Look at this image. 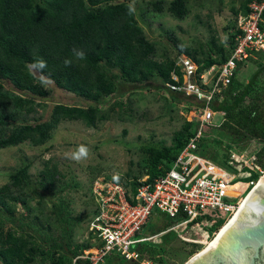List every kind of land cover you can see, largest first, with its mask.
Segmentation results:
<instances>
[{
  "label": "trees",
  "instance_id": "1",
  "mask_svg": "<svg viewBox=\"0 0 264 264\" xmlns=\"http://www.w3.org/2000/svg\"><path fill=\"white\" fill-rule=\"evenodd\" d=\"M132 1L0 0V149L27 141L36 146L45 144L52 130L67 119L80 120L92 128L115 116L127 119L131 114L127 117L124 114L131 100L129 96L126 101L122 97L135 90L156 88L166 92L164 98L172 106L184 104L203 108L208 104L213 111L224 112L220 124L203 125L196 140L195 151L199 155L217 160L219 165L236 172L244 171L249 169L244 162L230 163L231 150L255 138L261 143L255 163L264 171V51H249L247 60L254 62L256 69L248 80L238 77L245 60L238 61L231 82L207 103L168 85L183 83L184 75L177 59L182 54L192 58L199 66L198 75L212 65L224 63L234 51L236 36L241 31L237 20L232 24L234 30L230 32L228 50L218 46L216 52H202L199 56L196 49L175 41L176 56L158 59L156 44L146 35ZM252 1L240 0L239 8H234L236 14H249ZM154 6L159 10L163 8L161 1ZM167 9L180 19L189 13L187 0H172ZM260 26L264 30V11ZM74 49L83 51L84 58L77 59ZM66 59L72 61L69 66L64 64ZM40 60L47 65L42 73L37 71L40 75L90 102L86 105L56 103L48 120L30 123L28 115L36 112L39 106L45 107L49 95L36 70L29 68L34 61ZM7 83L10 88L6 87ZM200 126V120L185 119L173 136V144L146 148L143 170L132 180L115 181L130 185L136 192L143 175H149L152 180L159 171L172 165ZM219 150L223 151L221 160ZM40 173V179L35 180L27 166L21 167L10 174V183L0 187V264H90L85 258L74 262L77 256L91 251L93 245L91 242L75 244L77 218L60 196L62 190L56 188L64 174L51 160L45 161ZM262 173L252 170L250 177L238 181L259 180ZM34 199L40 203L53 199L51 210L43 218L32 214L29 202ZM18 205L23 206L25 213L18 212ZM164 214L155 209L141 234L150 236L169 227L172 223L160 221ZM227 218L226 215L218 217L210 233L216 232ZM204 219L208 221L214 217L204 216ZM172 235L164 234L163 240L167 241ZM197 248L193 246L191 253L197 252ZM132 250L138 254L137 259L114 253L102 264H141L144 258L168 263L163 256L164 245L152 240L137 242Z\"/></svg>",
  "mask_w": 264,
  "mask_h": 264
},
{
  "label": "rangeland",
  "instance_id": "2",
  "mask_svg": "<svg viewBox=\"0 0 264 264\" xmlns=\"http://www.w3.org/2000/svg\"><path fill=\"white\" fill-rule=\"evenodd\" d=\"M159 1L163 6L161 10L154 6ZM171 1L133 0L131 2L146 35L156 44L158 59H163L167 55L176 56L178 49L175 41H181L184 45L196 49L199 56H202V52L212 50L216 52L218 46L228 50L232 24L235 20L238 24L242 15L241 12L236 14L234 10L239 8L240 0H187L189 13L182 19L168 11L167 7ZM247 61L238 73V77L245 81L256 69L254 62ZM35 73L40 76L37 71ZM184 81H190L189 76H185ZM44 86L49 91L45 101L47 105L37 107L36 112L28 115L27 119L30 123L48 120L56 103L86 105L90 102L60 88L53 80ZM6 87L10 88L9 83ZM165 94V91L156 88L135 90L130 95L122 97L126 101L129 96L131 100L130 108L124 114L126 117L131 114L127 119L121 120L115 116L99 122L95 128L86 126L80 120L67 119L61 121L52 130L51 137L45 144L36 146L27 141L0 149V187L10 183V174L21 167L27 166L32 177L38 180L46 160H51L52 164L57 163L64 176L56 183V188L62 190L60 196L69 205L71 214L77 218L74 227L75 244L87 242L92 244L90 222L96 210L94 184L115 181L114 177L132 180L135 174L143 170L147 157L144 151L146 148L173 144V136L182 127L185 119L195 122L199 120L198 107L184 104L172 106L164 98ZM116 110H119V107ZM223 116L216 114L211 123L220 124L224 119ZM80 145L88 148L89 155L87 159L77 162L70 159L68 154L74 152ZM260 147V141L252 138L235 145L231 150V156L250 164L251 160L255 161V154ZM222 154L223 151L219 150L220 160L223 158ZM214 161L219 163L217 160ZM144 178L146 175H143L142 180ZM246 187L245 182L239 181L228 187L227 193L232 196L241 194L239 198L243 200L250 191V187L245 190ZM52 200L49 199L44 203H40L37 199L31 200L29 205L32 214L43 218L51 210ZM54 200H57V197ZM18 212L25 213L22 205H18ZM219 214L218 211H207L205 216L214 219H208L205 224L197 221L198 223L187 226L178 225L183 219L182 215L169 218L164 214V218H160V221L172 224L164 230V233L161 231L153 234L155 238L152 241L164 245L163 256L167 259V264H184L203 249L231 217H228L216 232L210 233V227L218 219ZM200 218L198 220L202 222L204 217ZM171 226L175 228L169 230ZM164 234L173 235L164 241ZM193 244L198 247L195 253H191L192 247L195 246Z\"/></svg>",
  "mask_w": 264,
  "mask_h": 264
},
{
  "label": "built area",
  "instance_id": "3",
  "mask_svg": "<svg viewBox=\"0 0 264 264\" xmlns=\"http://www.w3.org/2000/svg\"><path fill=\"white\" fill-rule=\"evenodd\" d=\"M250 13L241 15L238 27L241 30L236 36V46L231 56L222 64L212 65L198 75V64L185 54L179 55L177 65L184 77L190 81L182 84H168L171 88L195 95L198 99L209 103L222 88L227 86L237 70L238 61H247L249 51H264V30L260 26L264 11V0H253ZM173 78L178 81L176 74ZM201 126L196 135L190 138L186 147L174 159L172 165L159 171L152 180L149 175L141 179L142 184L134 192L130 185L119 181H102L94 184L93 193L96 210L90 222V236L93 249L86 251L78 258H85L90 264H102L108 255L120 253L128 259H137L138 254L132 246L143 240H152L154 235L143 236L141 230L151 213L158 209L171 217L182 215L178 223L185 226L194 220L204 217L207 211H218V217L232 216L239 208V196L227 193L228 187L238 180L250 177L253 171H264L251 160L250 164L233 156L231 164L244 162L249 169L236 172L219 165L214 160L199 155L196 140L201 135L205 123H211L216 114L224 115L223 111H213L207 104L199 108ZM258 180H250L247 190ZM244 193V192H243ZM201 224H205L203 219ZM197 222V223H198ZM171 226L170 229H174ZM165 231H162L164 233ZM141 264H161L148 258Z\"/></svg>",
  "mask_w": 264,
  "mask_h": 264
},
{
  "label": "water",
  "instance_id": "4",
  "mask_svg": "<svg viewBox=\"0 0 264 264\" xmlns=\"http://www.w3.org/2000/svg\"><path fill=\"white\" fill-rule=\"evenodd\" d=\"M253 205H264L262 175L246 195L242 208L221 227L206 248L185 264H264V219L253 222Z\"/></svg>",
  "mask_w": 264,
  "mask_h": 264
},
{
  "label": "clouds",
  "instance_id": "5",
  "mask_svg": "<svg viewBox=\"0 0 264 264\" xmlns=\"http://www.w3.org/2000/svg\"><path fill=\"white\" fill-rule=\"evenodd\" d=\"M73 51L77 59L84 58L83 51H78L75 49ZM71 63L72 61L70 59H66L64 61L65 66H69ZM46 66H47L46 63L43 60H40V61H34L32 64L29 65V68L42 73L43 69H45ZM40 80H41V83L45 85L51 83V80L48 77L44 76L43 74L40 75ZM68 155L70 159L80 162L81 160L87 159L89 155V150L86 146L80 145L74 152ZM114 179H118V177H114ZM251 212L255 217L253 221L254 223H259L261 219H264V205H253Z\"/></svg>",
  "mask_w": 264,
  "mask_h": 264
},
{
  "label": "bare ground",
  "instance_id": "6",
  "mask_svg": "<svg viewBox=\"0 0 264 264\" xmlns=\"http://www.w3.org/2000/svg\"><path fill=\"white\" fill-rule=\"evenodd\" d=\"M262 176H264V174H263ZM262 181H263V179H262ZM245 198H246V196H245V197L243 198V200L241 201L239 208H242V206L244 205ZM239 208H238V209H239ZM238 209H237V210H238ZM237 210H236L235 213L229 218V220H231V219L233 218V216L236 214ZM229 220H228V221H229ZM218 232H219V231H218ZM218 232H217V233H218ZM217 233H216V235H217ZM216 235H215V236H216ZM215 236H214V238H215ZM214 238H213V239H214ZM213 239H212V240H211L206 246H208V245L213 241ZM206 246H205L204 248H206ZM204 248H203V249H204ZM201 250H202V249H201ZM201 250H200V251H201ZM200 251H199V252H200ZM197 253H198V252H197ZM197 253H195V254H197ZM195 254H194V255H195ZM194 255H193V256H194ZM193 256H192V257H193ZM192 257H191V258H192ZM187 261H188V260H187ZM187 261H186V262H187ZM186 262H185V263H186ZM185 263H184V264H185Z\"/></svg>",
  "mask_w": 264,
  "mask_h": 264
},
{
  "label": "crops",
  "instance_id": "7",
  "mask_svg": "<svg viewBox=\"0 0 264 264\" xmlns=\"http://www.w3.org/2000/svg\"><path fill=\"white\" fill-rule=\"evenodd\" d=\"M245 184H247L246 182H245ZM243 185V184H242Z\"/></svg>",
  "mask_w": 264,
  "mask_h": 264
}]
</instances>
